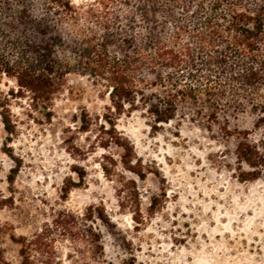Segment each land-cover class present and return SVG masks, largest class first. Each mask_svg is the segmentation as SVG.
Listing matches in <instances>:
<instances>
[{"label": "rangeland", "instance_id": "rangeland-1", "mask_svg": "<svg viewBox=\"0 0 264 264\" xmlns=\"http://www.w3.org/2000/svg\"><path fill=\"white\" fill-rule=\"evenodd\" d=\"M12 85L0 77L2 90ZM107 104L89 78L74 73L55 96L49 122L26 116L22 100L11 103L18 130L8 143L0 122L4 256L18 260L14 233L43 238L35 264H264V174L239 180L249 170L236 161L240 135L188 116L154 131L135 110L116 119L127 153L102 146ZM83 109L92 119L87 131L77 121ZM237 123L264 150V126ZM90 231L101 243L94 255L83 242Z\"/></svg>", "mask_w": 264, "mask_h": 264}, {"label": "trees", "instance_id": "trees-1", "mask_svg": "<svg viewBox=\"0 0 264 264\" xmlns=\"http://www.w3.org/2000/svg\"><path fill=\"white\" fill-rule=\"evenodd\" d=\"M71 73L89 78L108 101L99 125L103 147L114 143L129 153L116 129L121 114L140 111L154 131L188 116L240 135L236 161L249 170H240L239 180L264 174V150L237 123L264 126V0H0V77L13 82L0 88L5 143L18 130L11 103L22 100L26 116L49 122ZM77 121L87 131L92 119L83 109ZM9 239L18 260L0 247V264L44 256L40 235ZM83 242L93 255L101 249L95 231Z\"/></svg>", "mask_w": 264, "mask_h": 264}]
</instances>
